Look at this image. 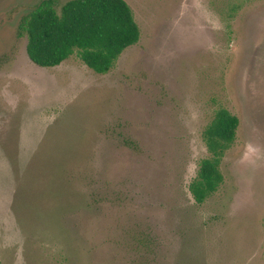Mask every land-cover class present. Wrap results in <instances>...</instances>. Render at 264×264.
Masks as SVG:
<instances>
[{"label": "rangeland", "instance_id": "obj_1", "mask_svg": "<svg viewBox=\"0 0 264 264\" xmlns=\"http://www.w3.org/2000/svg\"><path fill=\"white\" fill-rule=\"evenodd\" d=\"M124 1L140 39L96 74L32 63L40 0H0V264H264V0ZM219 109L235 141L196 204Z\"/></svg>", "mask_w": 264, "mask_h": 264}, {"label": "trees", "instance_id": "obj_2", "mask_svg": "<svg viewBox=\"0 0 264 264\" xmlns=\"http://www.w3.org/2000/svg\"><path fill=\"white\" fill-rule=\"evenodd\" d=\"M40 0L21 16L17 35L26 38V54L40 68L56 67L75 55L96 74H106L120 55L136 45L140 31L124 0ZM59 7V10H57ZM238 119L225 109L215 112L202 132L207 157L199 162L188 190L204 203L224 182L221 162L235 141ZM137 247L154 254L155 239L141 234Z\"/></svg>", "mask_w": 264, "mask_h": 264}, {"label": "flooded vegetation", "instance_id": "obj_3", "mask_svg": "<svg viewBox=\"0 0 264 264\" xmlns=\"http://www.w3.org/2000/svg\"><path fill=\"white\" fill-rule=\"evenodd\" d=\"M28 11H29V10H28ZM28 11H27V12H28Z\"/></svg>", "mask_w": 264, "mask_h": 264}]
</instances>
